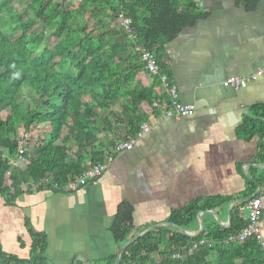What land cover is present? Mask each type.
Here are the masks:
<instances>
[{"label":"trees","instance_id":"1","mask_svg":"<svg viewBox=\"0 0 264 264\" xmlns=\"http://www.w3.org/2000/svg\"><path fill=\"white\" fill-rule=\"evenodd\" d=\"M11 1L0 3V11H9L22 33L12 38L0 26V105L9 109L6 117L0 113V150L7 155L0 153V193L8 200L22 192L23 184L30 188L42 182L41 187L63 190L90 166L105 164L119 141L136 137L148 121L147 109L155 112L170 101L158 93L162 81L146 70L140 48L154 52L160 72L171 79L167 44L207 17L200 0H81L78 7L68 0H26L30 17L24 20L8 10ZM236 1L254 10L261 0ZM120 15L131 20L134 39L114 24ZM90 19L98 21L99 31L89 26ZM39 23L42 31L36 33L33 28ZM48 31V41L55 39L51 48L43 45ZM255 108L264 110V106ZM44 123L50 128L47 136L33 146L30 141L25 145V168L13 167L10 159H18L20 142L25 140L20 130L30 133ZM258 123L259 129L256 120L246 118L240 135L263 134L264 122ZM226 201L213 197L200 205L198 200L173 212L168 222L188 229L201 210ZM244 226L238 212L227 228L205 229L198 236L157 227L130 243L119 264H264V249L255 238L221 244ZM133 230V207L123 203L112 226L116 242H127ZM203 238L216 244L182 260L172 257ZM47 246L46 237L34 233L30 259H19L0 247V264H43L41 253ZM116 257L105 264H113Z\"/></svg>","mask_w":264,"mask_h":264},{"label":"crops","instance_id":"2","mask_svg":"<svg viewBox=\"0 0 264 264\" xmlns=\"http://www.w3.org/2000/svg\"><path fill=\"white\" fill-rule=\"evenodd\" d=\"M199 7L207 17L167 44L171 82L192 112L163 117L166 102L155 112L147 109L151 130L76 190H32V183L13 200L0 193L3 252L30 259L34 233H40L48 243L43 264H86L80 256L105 264L126 243L118 244L112 232L123 203L133 207L134 235L156 224L178 229L163 223L198 200L227 198L201 210V218L184 228L190 233L227 228L246 208L264 184V132L250 138L239 133L246 118L258 129L264 122V110L255 108L264 106V0L254 10L235 0H200ZM231 77L248 83L236 88ZM158 93L168 96L163 83ZM26 165L19 161L15 168ZM260 225L264 238V217Z\"/></svg>","mask_w":264,"mask_h":264},{"label":"built area","instance_id":"3","mask_svg":"<svg viewBox=\"0 0 264 264\" xmlns=\"http://www.w3.org/2000/svg\"><path fill=\"white\" fill-rule=\"evenodd\" d=\"M122 26L125 28L129 37L134 39V34L131 28V20L124 18L123 15L119 16ZM142 51V60L145 62L146 70L153 76H159L169 97V102L165 104L162 109L161 116L163 117H181L189 115L192 112V106L185 104L181 101L180 95L177 89V86L171 82L167 74L160 72V65L158 63L156 54L152 51H149L145 48H140ZM263 72V71H262ZM229 82L236 88L245 87L248 83V79L231 77ZM151 130V125L148 122H145L141 125L140 131L137 136L131 138L127 141H119L114 149L113 153L107 158V162L113 160L114 154L116 152L122 151L124 149H131L134 146V143L138 137H141L145 133ZM27 148L25 147L24 140L20 142V155L18 159L10 160L12 166L16 167L19 164V161H24L25 158L23 153L26 152ZM7 155H4V158ZM107 164H95L90 166L82 175L78 176L74 181L66 185L68 190H76L83 185L88 184L89 181L97 179L103 170L106 168ZM42 186V182L32 184L31 189L35 190L38 187ZM245 209L247 214L245 215ZM240 215L245 221V226L240 230L231 235L226 239L221 241V244H230V243H244L250 238H255L264 249V238L261 232V220L264 217V184L260 187L258 193L252 196L245 207H241ZM216 244L215 241L208 238H203L200 241L193 242L191 245L184 247L182 252H176L172 255L173 258L182 260L194 253L198 252L199 249L208 245L212 247ZM137 264V263H131Z\"/></svg>","mask_w":264,"mask_h":264},{"label":"rangeland","instance_id":"4","mask_svg":"<svg viewBox=\"0 0 264 264\" xmlns=\"http://www.w3.org/2000/svg\"><path fill=\"white\" fill-rule=\"evenodd\" d=\"M71 1L73 7H78L80 5L81 0H68ZM8 2V0H0V3H6ZM28 2L26 0H13L9 3L8 6V10H11L13 12H17L19 13V15H22V18L24 20L29 19V15H28V11L26 10L28 4ZM0 17L2 18V21L0 22V26L1 28L5 29L11 36L12 38H16L18 35H20L22 33V29L18 28L17 23L15 24L11 18V14L9 11H0ZM84 17H82L83 19ZM84 21L85 18L83 19ZM109 20H111V18H109ZM87 23L89 24L90 27H95V29L97 31H99V23L97 20L95 19H90L89 21H87ZM116 26H121V21L118 19L115 21L114 23ZM42 25L39 23L37 25H35V27L33 28V31L36 33H39L42 31ZM51 34V32H46V37L44 39V46H48V47H52L53 45V41L55 40L54 38L51 39V42L48 41L49 35ZM40 50H42V48H40ZM117 109H120L119 106H117ZM0 113L6 117L9 114V109L5 108L4 106L0 105ZM49 126L47 123L44 124H39L37 126H35L32 130V132L30 133H25L23 130H20V137L24 138V143L26 145L27 142L30 141L31 146L35 145L38 141L44 139L47 136V133L49 131ZM103 134L100 135V137H102ZM110 139H113L114 136H109ZM76 149V148H75ZM2 153V156L4 157L5 155V151L0 152ZM71 153H74V151H72ZM75 156V155H74ZM70 159H74L73 156L70 157Z\"/></svg>","mask_w":264,"mask_h":264},{"label":"water","instance_id":"5","mask_svg":"<svg viewBox=\"0 0 264 264\" xmlns=\"http://www.w3.org/2000/svg\"><path fill=\"white\" fill-rule=\"evenodd\" d=\"M235 3H236V0H235ZM207 212L213 213V211H207ZM213 214H214V213H213ZM198 217H199V219L201 218V212L198 214ZM163 224H164V225H167V226H171V227H176V228H178L182 233L187 234V235H190V236H198V235L201 234V231L198 232V233H190V232L186 231L184 228H182V227H180V226H177V225H175V224L172 223V222H164ZM161 225H162V224H156V225H153V226H151L150 228L144 230L143 232L138 233V234L134 235L133 237H131V238H130V239L124 244V246L121 248V250L119 251L118 256L116 257V260L114 261L113 264H119V263H120V261H121V259H122V256H123V254H124V252H125L127 246H128L130 243L134 242L135 240L139 239L140 237H142V236L145 235L146 233L152 231L153 229H155V228H157L158 226H161ZM201 230H203V222H202V228H201ZM80 259H81L83 262H85L86 264H91L87 259H85V258L82 257V256H80Z\"/></svg>","mask_w":264,"mask_h":264},{"label":"bare ground","instance_id":"6","mask_svg":"<svg viewBox=\"0 0 264 264\" xmlns=\"http://www.w3.org/2000/svg\"><path fill=\"white\" fill-rule=\"evenodd\" d=\"M129 36V35H128ZM130 39V38H129ZM131 40V39H130ZM142 53V52H141Z\"/></svg>","mask_w":264,"mask_h":264}]
</instances>
